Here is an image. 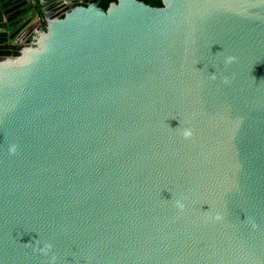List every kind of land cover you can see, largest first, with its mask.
Instances as JSON below:
<instances>
[{
  "label": "water",
  "instance_id": "1",
  "mask_svg": "<svg viewBox=\"0 0 264 264\" xmlns=\"http://www.w3.org/2000/svg\"><path fill=\"white\" fill-rule=\"evenodd\" d=\"M162 2L0 60V264H264V0Z\"/></svg>",
  "mask_w": 264,
  "mask_h": 264
},
{
  "label": "flooded vegetation",
  "instance_id": "2",
  "mask_svg": "<svg viewBox=\"0 0 264 264\" xmlns=\"http://www.w3.org/2000/svg\"><path fill=\"white\" fill-rule=\"evenodd\" d=\"M84 1L76 0L69 6L59 2L47 9L45 16H41L40 13L36 17L30 16L31 12L28 9H20L21 6L14 3L8 5L7 11L6 6H3L5 15L0 14V49L11 50L15 55H0V60L9 56H19L31 45L37 46L41 34L48 28L50 21L48 16L51 18L62 17L75 3ZM65 5L66 8H64ZM0 10H2L1 6Z\"/></svg>",
  "mask_w": 264,
  "mask_h": 264
},
{
  "label": "trees",
  "instance_id": "3",
  "mask_svg": "<svg viewBox=\"0 0 264 264\" xmlns=\"http://www.w3.org/2000/svg\"><path fill=\"white\" fill-rule=\"evenodd\" d=\"M95 1H98V0H85L84 2H77V3H75V5L73 7L74 8H78V7L88 8L90 6V4L95 2ZM118 1L119 0H101L99 2V6L102 7L103 9L107 10L112 3H117ZM138 1L144 2L145 4L151 5V6L156 7V8H160V7L164 6L162 0H138ZM0 14H2L1 11H0ZM64 16L65 15H63L62 18ZM2 35H5V34H2ZM0 55H15V53L11 50L0 49Z\"/></svg>",
  "mask_w": 264,
  "mask_h": 264
},
{
  "label": "crops",
  "instance_id": "4",
  "mask_svg": "<svg viewBox=\"0 0 264 264\" xmlns=\"http://www.w3.org/2000/svg\"><path fill=\"white\" fill-rule=\"evenodd\" d=\"M9 1H11V2H9ZM78 1H83V0H78ZM59 2L66 3V5L69 6V4H67V2H69L68 0L59 1ZM59 2H51V3H48V4L46 2L47 9H49L51 6H54L56 3H59ZM11 3H14L15 5L21 6L20 9L24 8V2L23 1H20V0H0V6L4 4L6 6V11L8 9V5L11 4ZM66 5L64 6V8L67 7ZM0 11L2 12L3 15H5V12H4L5 10L4 11L0 10Z\"/></svg>",
  "mask_w": 264,
  "mask_h": 264
},
{
  "label": "clouds",
  "instance_id": "5",
  "mask_svg": "<svg viewBox=\"0 0 264 264\" xmlns=\"http://www.w3.org/2000/svg\"><path fill=\"white\" fill-rule=\"evenodd\" d=\"M234 60V57H229L228 58V63H231ZM213 79H215V76L213 75ZM182 135L185 139H189L191 138V136L193 135L192 131L190 129H186L182 132ZM12 151H15V147L12 148ZM181 208L183 207V205H179ZM47 247H50V245H48Z\"/></svg>",
  "mask_w": 264,
  "mask_h": 264
}]
</instances>
